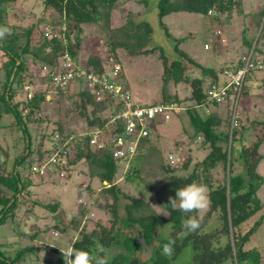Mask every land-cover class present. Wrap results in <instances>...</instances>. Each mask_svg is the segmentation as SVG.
<instances>
[{"label":"trees","instance_id":"1","mask_svg":"<svg viewBox=\"0 0 264 264\" xmlns=\"http://www.w3.org/2000/svg\"><path fill=\"white\" fill-rule=\"evenodd\" d=\"M16 1L0 0V26L8 27L11 30L10 35L0 39V119L4 116H13L15 124L12 123L10 127L16 126L23 132L24 139L22 138L21 141L22 144L24 143V149L21 153L12 157L13 164L9 168V151L7 148L3 149L0 146V225H3L9 214L16 210L20 196L31 184L29 177L26 174L23 175L25 169H22L21 172L19 170L25 159L29 157L32 149L31 137L26 125L28 127V125L31 126L32 123H36L40 126L44 122L42 104L46 100V89L52 86L49 73L55 68H59L60 55L64 49L72 58H77L76 52L81 46L80 34L82 33V27L97 25L105 33L106 44L110 46L112 52L123 49L128 55H136L156 51L154 48L148 49L152 32L148 22L135 23L126 20L123 25L117 28L110 26L112 12L115 10L117 0H43V9L52 10L53 13L57 14V17L52 18L54 20L50 22L51 26L39 27L41 32L40 37L37 38L38 40H34V34L38 27L36 24L42 21L43 18L28 27L10 24L11 11ZM142 1L146 3L147 0ZM234 8H236L238 16L244 17L241 0H159L157 3L158 18L165 29L162 20L173 13L182 12L207 17L208 11L214 9V17L217 19L223 12L233 15ZM13 17L16 18V15H13ZM254 17L257 18V27L258 25L262 26L260 35L261 39H264V4L255 12ZM72 24H75L74 28L77 29L74 46H72L68 35ZM63 25L66 26L65 31H62ZM54 34L58 36L53 37ZM62 35L66 40L65 45H63ZM252 42V40L246 41V44L248 48L255 44L253 49L256 50L257 42L254 44ZM175 51L180 52L177 45H175ZM159 56L164 67L163 97L162 101L154 104L177 103L185 107V113L189 117L194 132L192 137H202L203 141L200 145L201 147L207 145L209 151L202 161L195 164L193 171L187 177L171 175L166 178L167 182L162 184L161 189L164 192L162 191V194L157 197L161 201V208L169 212V217L164 220L151 208L148 191H140V197L120 194L121 191L115 184L119 160H114L112 155L107 152L94 153L89 146V136H82L80 135L82 133L66 128L68 126L67 117L73 113L85 122V130L92 131L103 128L109 120L107 113H115L119 103L115 100L96 102L89 91L83 87V77L79 78L76 84L72 86L71 95L68 92L60 91L59 96L63 94L70 98L69 108H73V112L69 109L64 111L62 117L66 121L65 124L62 118L63 124L60 122L61 120L56 122L58 128L53 129L51 135L49 134L51 148L45 152H50L52 155L59 143H66L69 148L67 163L65 168L64 166H58L55 172L59 173L64 168L65 174H68L72 166L76 167L83 164L90 180L96 178L101 183H107L108 187L103 186L102 191L111 196L112 202L99 207L105 210L110 209L114 218L110 228L103 227L98 222L97 231L96 228L91 232H86L83 227H80L86 217V211L81 209L77 215V221L76 218L71 220V226L78 233L77 238L74 240V246L94 257L97 242L104 247V252L98 253L102 257L112 245L114 247L110 251L115 250V247L118 250L122 249L108 261V264H170L186 246H191L193 250L192 264H222L227 260L231 261V264H264L256 251L243 250L244 244L264 220V205L257 196V191L263 183L257 168L262 160L259 149L264 142V127L255 142L235 145L237 142L239 143L242 136L241 133L238 136V126H240L241 132L246 130V126L241 128L243 124L241 125L242 119L240 116L237 126L232 127L230 117L224 120L216 112H211L208 115L203 113L205 107L218 106L217 103L209 100L208 87L209 83L215 82L216 73L219 70L202 67L184 53H181L182 60L196 65L199 70V75L190 80L185 76L186 69L182 60L168 64L167 58L162 52ZM29 60L32 64L41 65L40 68L43 73L38 83L42 84L44 88L35 92L30 100L14 102L18 91L23 90V85L27 82L25 79L29 77L28 82L33 83V77L28 71L27 63ZM44 67H48L47 72L42 70ZM86 67H92L99 73L104 70L101 59L98 57L88 58ZM121 78H123V75ZM170 81L175 85L180 82H189L190 95L180 99L177 94L168 93L166 87ZM122 84L125 90L128 91L126 84ZM77 86L80 88L75 92ZM245 92V87H243V96H245ZM188 101L191 105L187 107L183 102ZM140 105L146 104L142 103ZM22 112L25 113L22 114ZM255 123L260 124L259 126L264 125V121ZM262 123L263 125H261ZM0 127L5 126L0 125ZM55 133L59 134L57 143L53 141ZM43 134L42 136H46V133ZM157 135L153 132L147 138L142 139L136 154L130 162L125 180L135 184L137 188L139 185L136 180L140 178L143 171L142 162L144 163L146 160V154L152 152V150L156 151L151 145L146 147L147 150L143 147L149 144L150 140ZM44 139L45 137L42 138V142L36 150L39 156L37 159L39 160L44 157L40 154ZM14 147L16 148V145ZM155 154L158 155V151ZM232 160L241 161L244 175L234 173L231 166ZM157 165L167 173L172 171L170 165L162 164L161 156L157 158ZM186 166L187 162L183 167ZM218 169L223 172V179L222 181H216L215 184L212 180V172ZM193 182L206 186L210 206L202 217L199 229L185 235L182 221L187 219L190 213L172 209L169 204V197L175 198L176 189ZM89 189L90 184L87 186V190ZM45 207L55 211L58 205L49 204ZM120 207L123 211V217L119 215L118 208ZM260 211L262 214L258 220L244 234L236 232L241 224ZM213 214H217L219 229L214 234H201V228ZM116 223H119L120 227L115 231ZM163 224L171 225V232L164 238L159 231V226ZM139 234L142 235L145 245L151 247L150 250L143 248L138 242ZM220 235H224L226 238L223 244L215 241V238ZM170 240L175 241L173 253L171 256H166L162 253V246ZM32 249L33 247H25L17 250L13 257H6L5 253L0 251V264H18L23 256ZM62 253H58V264H64ZM144 256L146 257L144 258Z\"/></svg>","mask_w":264,"mask_h":264},{"label":"rangeland","instance_id":"2","mask_svg":"<svg viewBox=\"0 0 264 264\" xmlns=\"http://www.w3.org/2000/svg\"><path fill=\"white\" fill-rule=\"evenodd\" d=\"M158 1L159 0H147L146 3H144L142 0H117L110 22L112 28L123 25L126 20H131L135 23L142 21L148 22L152 28L148 49L154 48L156 49L155 52L136 55H128L123 49H117L115 52H112L110 46L106 44L105 33L102 32L97 25L82 27V33L80 34L81 46L76 52V57L79 62H81V65H85L88 58L98 57L101 59L104 68L109 70L113 68V66L120 68L119 72L123 75L120 82L126 84L131 100L146 105L162 101L164 67L162 59L159 56L160 52L165 55L168 64L182 60L180 55L184 53L187 57L194 60L196 64L205 68L216 69L219 65L220 67L225 66L227 62L225 59L230 60L240 57L241 52L237 48L239 45L236 33L242 31V27L245 23L244 17L238 16L236 13V8H234L233 15H230L228 12H223L217 19L214 16L210 17L207 15L208 17H206L199 14L179 12L170 14L162 20L165 24V29L160 24L158 18ZM256 2L257 0H255V3ZM43 8V0H17L11 11L10 24L28 27L31 24H36L37 21L43 18L42 21L36 24L38 27L34 34V40H38L37 38L40 37L41 32L40 28L42 26H51L50 22L54 20L52 18L57 17V14L53 13L52 10ZM245 8L248 9L247 5H245ZM13 15H16V18L13 17ZM63 27L66 28V26ZM74 27L75 24H72L71 29L68 31L69 36L72 35ZM214 31L217 32V34L220 32L224 34V37L228 41L224 40V37L219 34L216 40ZM221 38L223 39L222 42ZM175 45H177L180 52L175 51ZM205 45L207 48H204ZM72 46L74 45L72 44ZM252 57L256 59L258 53L255 52ZM182 61L186 69L185 76L188 79L191 80L199 75V70L196 65H192L184 60ZM27 64L28 71L33 77L32 81L34 84L28 82L29 77H27L25 79L27 82L23 85V90L18 91V95L15 97L14 102L30 100L35 92L44 88L42 84L40 85V83H38L43 73L41 72V65L32 64L30 60ZM45 68L48 70V67ZM42 70L45 72L44 68H42ZM261 71L263 72V70ZM218 72L219 71H217L216 75ZM258 72L248 74L245 84L250 82V75ZM1 75H3V73H1ZM218 78L221 79L220 73L218 74ZM79 88L80 87L77 86L75 92ZM166 90L170 94H177L180 99L189 96L191 92L189 82H180L175 85L170 81ZM58 94L59 93L52 94L50 98L48 95L46 96V100L42 104V117L45 118V120L40 126L36 123H32L31 126L28 125V127L26 125L31 137L32 149L29 157L25 159L19 170L21 172L22 169H25L23 175L26 174V176L29 177L31 186L20 196L16 210L9 214L3 225H0V251L4 252L6 257H13L16 251L22 248L33 247L32 250H29L23 256L18 264H33L39 259L40 263H44L41 261V258L44 256V251L37 249V241H31L25 233L33 236L34 232L37 230L36 233L39 235L37 236L38 240L44 241L48 246H60L62 249H67L71 241V236L77 233L71 226V220L72 218H76L77 221V215L81 209L86 211V218L89 217L83 226L86 232H91L96 229L98 222L103 227L110 228L114 221L110 209L105 210L100 208L104 206L105 203L110 204L112 202L111 196L102 191L103 186L108 187L107 183H101L96 178L90 180L83 164L76 167L72 166L71 170L68 174L66 173L64 177H60V174L58 175V173L55 172L56 169L52 168L53 165H49V170L44 169L45 165L43 164L48 161V157L51 155L50 152H45L51 148V137H49V134L51 135V131L58 128L56 122L61 120L60 122L63 124L62 119L64 120V118L62 114L65 110L69 109L73 112V108H69V104L71 103L70 98L63 94H61V96ZM69 94L71 95L72 93L70 92ZM260 94L263 96L248 97L245 99V96L242 95V97L238 99L236 105V121H238L240 116V106L246 114V117L245 114H241L242 116H240L242 119L241 125L243 124L241 128L246 126V130L241 132L240 126H238V136L240 133L242 134V140L240 138L239 144L244 142V144H251L255 142L258 134L264 127L263 123L261 124L263 126H259L260 124L257 125L258 123H255L257 121H264V115L261 113L264 109V103H262L264 91L262 92L261 90ZM243 103H245V106H242ZM183 104L187 107L191 105L189 101L183 102ZM234 107L235 105L233 103L228 104L227 102H223L219 103L217 107H205L203 113L208 115L211 112H216L224 120L228 117L232 119ZM253 109L254 112L252 111ZM59 111L61 112L60 114L58 113ZM24 113L25 112H22V114ZM67 118L68 126L66 128L74 129L78 133L88 131L85 130V122L82 121L79 116L73 113L71 115L69 114ZM12 123L15 124V121L11 115L4 116L0 119V125L5 126L0 127V146L3 149L7 148L9 151V168L12 157L21 153L22 149H24V143L22 144L21 141L22 138L24 139L23 132L16 126L10 127ZM65 123L66 121L64 120V124ZM156 130L157 132H155V134L157 133L158 135L152 138L150 143L144 145L145 147L143 148L146 149L147 146L151 145L158 151V155L155 154L156 151L154 150L146 154L147 158L144 163L142 162L143 171L140 178L136 180V183L139 185L138 188L135 184L125 180L130 164H128L127 169H125L126 163L123 162L119 163L118 171L115 176V184L120 189V194L123 193L140 197V191H148V200L150 201L151 208L158 216L166 220L169 215L165 216L159 214L160 212L167 211L161 208V201H159L157 197L162 194V184L166 183V178L171 175L187 177L191 174L195 164L204 159L209 151V147L207 145L201 147L200 144L203 141L202 137H192L194 133L193 128L185 110L174 114L169 122L156 126ZM43 133H46V136H42L44 135ZM43 137H45V139L40 154L44 155V157L40 155L42 159L39 160L37 159L39 156L36 150L38 145L42 142ZM15 145L16 148L14 147ZM263 145L264 142L262 143V146ZM263 154L264 149H262V155ZM158 156H161L163 165H170L173 172L169 171L167 173L158 167ZM170 156L171 160L169 159ZM262 158L263 160L260 162L257 172L261 176L263 183L257 191V196L264 205V156ZM186 162L187 166L183 167ZM34 166L41 167L46 170V172H43L44 170L41 172L42 169H38L34 172L32 171V167ZM231 166L235 174L244 175L241 161L232 160ZM212 176L213 183L216 184V181H222L223 172L220 169L215 170L212 172ZM89 184L90 191L87 190ZM49 204H57L58 208L55 211L51 208H46L45 206ZM118 209L119 215L123 217L121 207ZM206 211L199 214L190 213V216L197 215L203 217ZM261 214L262 212L260 211L249 218L239 226L236 232L244 234L258 220ZM64 218H66L68 224L66 221L64 222ZM28 220L30 221L28 222ZM119 227L120 224L116 223L114 227L115 231L118 230ZM219 227L217 214H213L205 222L200 233L214 234ZM97 230L98 228L96 231ZM55 231L57 233H54V235L57 236L54 237L52 234ZM159 231L164 238L171 232V225H160ZM75 237H77V235ZM65 239L68 240V242H66ZM225 239L224 235H220L215 238V241H219V243L223 244ZM45 243L43 244L45 245ZM38 246L42 245L39 244ZM113 247L114 245L107 250L105 249L106 252L103 254V258L107 261L111 260L112 257L117 255V252L122 250H118L115 247V250L112 249V251H110ZM243 250L256 251L260 256L261 262H264V220L260 227H258L254 234L244 244ZM192 254L193 250L191 246H186L180 255L170 264H192ZM96 256H99L97 251L95 253V257ZM49 257H51V254ZM49 257V261L54 259V257ZM145 257L146 256H144V258ZM222 264H231V261L227 260Z\"/></svg>","mask_w":264,"mask_h":264},{"label":"built area","instance_id":"3","mask_svg":"<svg viewBox=\"0 0 264 264\" xmlns=\"http://www.w3.org/2000/svg\"><path fill=\"white\" fill-rule=\"evenodd\" d=\"M207 15L213 17L215 15L214 9L209 10ZM65 30L66 28L62 27V31ZM57 36V34L53 35V37ZM62 38L63 45H65L66 40L63 35ZM204 48H207V46L205 45ZM59 63V68H55L49 73L52 86L46 89V96L48 95L50 98L52 94H57L60 91L70 93L76 81L83 77V87L89 91L96 102L115 100L119 103L116 112L108 114L109 120L103 128L87 131L80 135L89 136V146L94 153L107 152L111 154L114 160L126 163L125 169H127L128 164L136 154L142 139L147 138L153 132L155 133L156 126L169 122L174 114L186 109L177 103L142 106L132 101L128 91L120 82L122 80V74L119 72L120 68L114 66L110 70L104 68L99 73L92 67H86V63L81 65V62L77 58H72L66 49L62 51ZM44 70L45 72L48 71L45 67ZM260 70H264V62L253 59L252 54L248 53L237 64L224 66L218 72L221 79L218 78L217 74L215 82L209 84L208 98L211 102L217 104L227 102L235 105L231 119L232 127L237 124L236 105L239 97H242L246 77L248 74ZM53 141L55 143L59 141L58 133L54 134ZM68 151L69 148L66 143H59L48 161L43 164L45 165L44 169L49 170V165H53L52 168L56 170L58 166H64L65 168ZM169 159L171 160V156ZM38 169H42L41 172L44 170L41 167H32L34 172ZM63 169L58 173L60 177L65 175ZM43 172H46V170ZM34 264L52 263L36 262Z\"/></svg>","mask_w":264,"mask_h":264},{"label":"crops","instance_id":"4","mask_svg":"<svg viewBox=\"0 0 264 264\" xmlns=\"http://www.w3.org/2000/svg\"><path fill=\"white\" fill-rule=\"evenodd\" d=\"M241 4H242V11H243V14H244L245 23H244V26L242 27V31L241 32L239 31V32L236 33L237 42H238V45H239L237 48L241 52V54H240V57H237L235 59H230V60L229 59H225V60H227L226 65H228V64L229 65L230 64H236L246 54L251 53L252 56H253V54L255 52L258 53V57L256 59L261 60L262 62H264V59H263L264 58V39H261V35H260V31H261V27L262 26L258 25V27H257V18L254 17L255 12L264 4V0H257L256 3H255V0H241ZM245 5H247L248 9L245 8ZM208 19H210V18H208ZM218 34L224 37V34H222L221 32L218 33ZM218 34H217V32L214 31V35H215L216 40L218 39L217 38ZM222 38H221V42H222L223 39L227 40L225 37L223 39ZM251 40L253 41L252 42L253 44L257 42L256 50L253 49V46L255 44L251 48H248V46L246 44V41L249 42ZM222 67H224V66H222ZM222 67H220V65H219V66L216 67L215 70H220V69H222ZM260 72L250 75V82L245 84V91H246L245 92L246 94H245V97H244L245 99L248 98V97L263 96L262 94H260V92H261V90H262V92L264 91V70H263V72L260 70ZM262 99H263L262 103H264V97H262ZM242 106H245V103H243ZM254 109L252 110L253 112H254ZM239 113H240V116L245 114V111L243 110V108L241 106H240V109H239ZM261 113L264 115V109H263V111ZM245 117H246V114H245ZM241 140H242V137H241ZM238 144L239 143L237 142L235 145H238ZM262 149H264V145L263 146L261 145L260 149H259V153L263 157L264 154L262 155ZM262 160H263V158H262ZM12 164H13V159H12V162L9 164L10 167L12 166ZM29 186H31V184ZM88 218L89 217H87V218L85 217L84 221L81 224V227H83L85 225L86 220ZM29 221L30 220H28V222ZM65 221L68 224L66 218H64V222ZM26 228H28V227H26ZM36 232H37V230H36ZM36 232H34L33 236L30 235V234L28 235V233H25V234L29 237V239L31 241H37L36 242L37 243L36 244L37 245L36 246L37 249H39V250L41 249V251H44V253H43L44 256H43V258H41V261L42 262L48 261V263L58 264L57 263L58 253L64 252L66 249H64V248L62 249L60 246H52V245L48 246V245H46V243L44 241H40V240L37 239V236H39V235ZM54 233H57V232L55 231L52 234L54 237L57 236V235H54ZM76 235H77V233H74L71 236V241H70L69 246L74 242V239L77 238V237H75ZM65 241L68 242V240H66V239H65ZM43 243H45V245ZM39 244H41L42 246H38ZM46 254H48V255H46ZM50 254H51V257H49ZM48 257L49 258H53L54 257V259L49 261ZM43 260H46V261H43ZM36 262H40V259L35 261L34 263H36Z\"/></svg>","mask_w":264,"mask_h":264},{"label":"clouds","instance_id":"5","mask_svg":"<svg viewBox=\"0 0 264 264\" xmlns=\"http://www.w3.org/2000/svg\"><path fill=\"white\" fill-rule=\"evenodd\" d=\"M11 30L8 27L0 26V39L6 35H10ZM169 204L172 209H178L183 213H203L210 206V198L206 186L191 183L182 188L175 190V198L169 197ZM165 216L169 212H160ZM202 216L192 215L182 221V228L185 230L184 234L195 232L199 229ZM175 241L170 240L168 243L163 244L162 253L166 256H171L173 253V245ZM74 242L62 253L64 264H108V261L101 256H92L86 251L77 249ZM96 251L98 253L104 252V247L96 243Z\"/></svg>","mask_w":264,"mask_h":264},{"label":"water","instance_id":"6","mask_svg":"<svg viewBox=\"0 0 264 264\" xmlns=\"http://www.w3.org/2000/svg\"><path fill=\"white\" fill-rule=\"evenodd\" d=\"M76 35H77V29L74 28L73 31H72V35L70 36V42H71V44H73V45L75 44V37H76ZM10 161H11V160H10ZM10 163H11V162H10ZM138 242L141 244V246H142L143 248H145V249H147V250H150V249H151V247L145 245L144 239H143L142 235H140V234H139V236H138Z\"/></svg>","mask_w":264,"mask_h":264}]
</instances>
